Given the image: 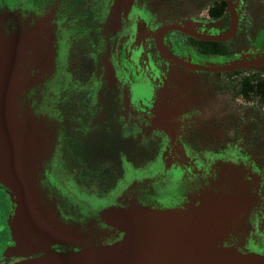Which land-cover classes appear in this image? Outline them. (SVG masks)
<instances>
[{"label": "flooded vegetation", "instance_id": "flooded-vegetation-1", "mask_svg": "<svg viewBox=\"0 0 264 264\" xmlns=\"http://www.w3.org/2000/svg\"><path fill=\"white\" fill-rule=\"evenodd\" d=\"M10 2L12 10L32 8L35 17L40 10L61 11L63 69L50 88L55 102H45L60 123L50 158L71 171L70 197L78 202L81 190L102 189L107 171L116 186L105 192H118L121 205L137 192L147 207L171 209L186 202L187 186L204 168L242 163L255 175L258 203L245 225V243L264 257V95L257 89L259 81L264 89V0ZM231 62L239 67L219 71ZM96 141L113 147L105 164L88 151ZM86 158L104 174L85 171ZM136 162L155 172V189L146 188L144 171L132 179ZM8 193L0 182V264L41 257L16 248ZM103 226L106 241L122 237Z\"/></svg>", "mask_w": 264, "mask_h": 264}, {"label": "water", "instance_id": "water-1", "mask_svg": "<svg viewBox=\"0 0 264 264\" xmlns=\"http://www.w3.org/2000/svg\"><path fill=\"white\" fill-rule=\"evenodd\" d=\"M20 41L0 38V98L15 92L18 96L20 81L36 67L37 60L20 51ZM26 41L35 42V37ZM237 67L231 62L219 71ZM16 112L0 110V182L8 188L13 204L9 224L16 248H30L42 256L15 264H264V257L228 246L232 219L226 201L200 190L188 191L192 194L186 202L171 209H151L141 201L109 207L102 218L106 226L122 233L119 240L77 251L52 250L55 245H79L85 234L76 226L52 220L39 204L25 169L37 136Z\"/></svg>", "mask_w": 264, "mask_h": 264}, {"label": "rangeland", "instance_id": "rangeland-1", "mask_svg": "<svg viewBox=\"0 0 264 264\" xmlns=\"http://www.w3.org/2000/svg\"><path fill=\"white\" fill-rule=\"evenodd\" d=\"M10 1L13 0H0V25L3 27H0V38L9 36L15 40L17 37L21 40L20 51L29 54L32 59L37 61L36 67L24 77L22 83L20 81L21 91L18 96L15 92L0 98V110L2 107H6L15 112L16 109L23 125L28 126L37 136V142L32 147L31 156L25 161V169L33 180L39 204L50 212L52 220L65 225L76 226L78 230L84 232L85 236L82 243L70 245L69 250L77 251L93 243H113V241H106V237H104L108 233L103 226V224L105 225L102 218L103 211L109 207L124 208L131 203H137L141 201L140 195L134 192L127 205H121L122 203L117 198L118 192L112 193V189L105 192L109 187L116 186L110 181L112 179L111 174L106 171V185L99 190L95 188L96 192L100 191L103 194L101 197H97L96 192L88 193L85 188L84 191H80L78 202L70 197L72 185L67 171L68 173L71 171L69 172V169L62 164L54 165L55 158H50L51 142L55 133L60 130V123L50 118L54 114V109H49L45 102V98H50L55 102V91L50 88L60 77L63 69L62 38L65 32L61 23L63 20L58 15V13L61 15V11H52L54 16L45 10H40L42 16L35 17L32 13L33 9L27 6L12 10ZM19 1L24 3V0ZM32 1L34 2V0ZM27 37H35V42L28 43ZM12 96L14 100H11ZM87 147L89 152L91 150L92 156H100L97 158L99 165L105 164L113 153V150L111 151L113 147L108 141L103 143L92 142ZM85 153V157H88V152ZM84 163L86 165L85 171L104 174L101 172L102 168L97 169L98 167L91 165L87 158ZM248 169V166L234 161L215 163L204 168L195 178L198 179L197 182L192 185L188 184L187 190H200L202 193L207 192V194L224 198L228 208V216L232 219L231 233L226 239L228 246L254 254L257 251H252V245L245 243L246 238L244 236L248 217L258 209L255 195V175L252 170ZM143 171L144 174H148L144 176V179L148 180L145 183L146 188H149L150 191L155 189L153 182L150 181L155 172L146 165L143 167L136 162L132 166V179L138 181ZM77 173L79 172L77 171ZM116 183L119 184L118 181ZM67 186L69 197L66 198L64 196L67 195L63 193V189H66ZM120 186H117V189ZM56 190L60 193H57ZM119 203L120 205H118Z\"/></svg>", "mask_w": 264, "mask_h": 264}, {"label": "trees", "instance_id": "trees-1", "mask_svg": "<svg viewBox=\"0 0 264 264\" xmlns=\"http://www.w3.org/2000/svg\"><path fill=\"white\" fill-rule=\"evenodd\" d=\"M262 84H263V83H262L261 81H259V82H258V85H257V89H258V87H259V89H258V94L261 95V96L264 95V89H263V87H262ZM259 85H260V86H259ZM242 86L246 88V87H247V81H244V82L242 83Z\"/></svg>", "mask_w": 264, "mask_h": 264}]
</instances>
